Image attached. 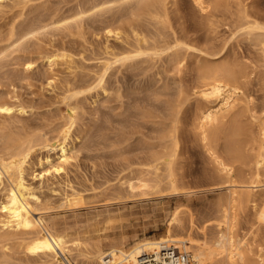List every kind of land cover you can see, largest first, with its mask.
<instances>
[{"label":"bare ground","instance_id":"1","mask_svg":"<svg viewBox=\"0 0 264 264\" xmlns=\"http://www.w3.org/2000/svg\"><path fill=\"white\" fill-rule=\"evenodd\" d=\"M35 1L37 2V0H17V2L14 0L17 6L13 5V7H19V9L17 8L18 11L16 9L17 14H13L14 17L12 21H9L11 18V16H9L8 23L5 26L3 25L4 27H0V186L2 187H0V190L3 189V199H1L0 202V264H15L14 258L20 254L21 257L18 256L16 260L22 258L24 255L22 259H24L23 262L25 263H21L22 260H20L21 264H32L33 262L37 264L35 261H38V264L39 262L41 264H136L140 256L157 251L169 245L187 250L192 260L191 264H217L218 262L220 263V261H224L222 262L223 264H258V262L264 264V257L261 255H258L260 257H258V260L252 259L249 256L247 249L248 242L243 237H239L235 231L238 215L236 207L240 199L242 200L241 202L247 199L253 203L256 200L255 195L258 193L261 194L262 201L259 200L260 196L258 197V201H261V205H259L256 200L257 204L253 203L252 206L257 211L256 217L264 224V116L262 115L263 117H259L257 112H253L250 116L252 117V127L244 125V123L248 122L235 119L240 123L234 122L233 124V121H235L233 120L231 123L227 124V126L233 125L225 128L226 125H224L223 120L231 112L234 113L236 107L238 110V106L244 101L241 89L237 84L238 80L240 81L239 78L246 76V73L240 77L237 72L238 69L234 70L228 68L229 66L224 67L223 64L219 63L220 66L204 61L205 63L200 64L201 66L204 64L202 66L203 75H201V73L199 74L198 71L200 75L198 77L201 78V80H203L204 77L206 79L201 89L197 90L199 92H195L196 94L199 93V97L206 103V107L201 111L200 117L198 116L200 120V132H202L204 140L215 137L216 141L218 133H225L226 135L222 133L224 138H227V141H224V147L226 148L224 153L227 151L235 161H237L236 158L241 160L244 159V161H241L242 165L245 161H249L253 167V176H251L253 180L240 181L244 179L238 178L240 179L238 181L234 176L235 172L241 171V169L238 168L242 165L240 166V163H238L240 167H236V165L234 169L231 161L228 163V160L225 161L221 157L215 156L219 171L222 174L221 176L222 178H226V182L224 183L226 184L227 197L217 202L216 214L214 213L213 218L211 216V218H209L208 216V218L206 217L207 219L204 218L203 221L200 220L201 222H199L197 221L198 219L196 220L193 213H190L186 218H182L179 215L181 209L177 208L172 212L170 220L164 230L158 234L154 233L147 235L137 231L130 233L123 229L116 232L112 230V232H99L97 234L95 231L93 232V230H91L94 229L92 226L98 223L95 222V224H93V218L87 217L88 219H77L70 222L63 220L65 217L60 219L54 216V214H48L49 211L47 212L45 209L48 204L57 203V208L76 207L84 203L87 204L86 202H89V200L92 201L94 199V193L99 191L94 185L96 191L94 190L95 188H93V196H89V198H92L88 199L87 195L85 199L86 194L84 195L78 188H75L72 182H69V184L65 182L66 184L64 185H67V187L64 188L62 185L63 187L61 190L55 189L56 187L54 188V185L52 188L50 182L51 192H48L49 190L46 189L49 194L52 193L53 195H46V193L44 194L42 190L37 188L38 185L35 186V184H33L34 182H31V180H29L30 178L28 179L27 177L28 167L30 163H32V155L37 152H44L43 156L39 157L38 160L39 164L47 165L45 167V172H52V170L55 173L64 171L66 174V166L74 156L72 154L74 149L73 134L78 128L80 120V98L85 95L86 92H91L92 90H96L97 92H99V90L105 91L107 77L111 73L109 71L110 69L120 68L122 66H131L133 68L139 61L148 60L152 61V65H154L155 62L161 60L164 56H168L170 60L181 67L178 68L179 70L186 65H183L187 57L186 53L191 52L189 51L190 46L188 43L180 36L182 34L178 35V31H174L171 28V23L173 22H171L170 18L169 4H175L177 0H60L58 3L51 2L50 0H38V3H35ZM193 1L200 10L204 11L207 9V5L210 1V4L215 2V7L218 5L217 7L226 6L225 8H227L231 6L230 4L233 6V3H235V6L237 4L238 8L239 5V8L235 9V11H237L234 13L235 16L232 15L234 9H232V11L231 8H227V10L230 9V12L229 10L228 12L233 18L237 17L234 18L236 19L234 25L238 35L244 36V38L254 41L255 44L259 45L263 50L264 56V15L250 9L248 4H243L244 2L241 0H238L237 3L233 1L232 3L231 0H214L213 3L212 0ZM235 6H233V8H235ZM4 8H6V0H0L1 14H3ZM10 10H8L7 13ZM1 16L8 17L5 14ZM0 20H2V17ZM172 26L174 25L172 24ZM89 30H96L97 36L98 34L104 36V34H102L104 32L106 37H111L113 35L112 37L120 40L119 42L122 46L120 48H114L111 44L109 45L108 42L107 44L105 42V44L102 43L105 46H101V48L99 47L98 49L97 47H89L87 46L89 42L87 37L89 38V36L86 35ZM97 31H102V33L97 34ZM93 35L95 34L93 33ZM65 37H73L74 40H79V42L71 43H78V47L82 45L84 48L82 50L80 49L81 51H77L75 46L73 47L65 41L67 40ZM108 39L109 38L104 41ZM90 43L91 46H93V42L90 41ZM95 45L98 44H94V46ZM86 52H88L87 54L91 52L93 54L91 55L95 56L94 59L98 58L99 61L96 60L97 63L99 62V67L97 65L99 70L96 69L94 74L88 75V77L90 76L89 78L86 76L87 79L82 78L81 80H73L77 75H80V71L77 70V65H79L78 61L80 59L79 56L84 60ZM76 53H79V58L76 57L78 61H76L75 58V56H77ZM43 62L54 67L56 65L60 66L61 64L66 65L65 68L69 69L70 73H72L70 75H72L73 78L71 80L69 78L66 81L67 84L65 82L61 98L59 97V104H63L64 106L61 115H55L57 118L51 120L47 118L43 120V117H45L43 116L41 117V121H34L35 123H33V121L30 122L32 119L29 121L28 118L31 117L27 113H35L33 110L34 105L25 101L21 96L19 97L18 85L16 86L15 84L18 82L22 84L23 81L29 82L33 75L35 78V75L40 73L37 72L36 69H39L40 63L42 64ZM76 62L78 63L77 65ZM80 62L82 61L80 60ZM155 65L159 66L158 63ZM181 65H183V67ZM158 66L154 68H158ZM143 68L146 69V67ZM154 68L152 67L153 70ZM240 70L242 69L238 71ZM34 71L37 73L35 72V74ZM38 71H42L44 74L46 73L43 70ZM51 71L50 74L48 73L49 75L45 74L44 77L48 79L46 84L54 88L58 86L60 80L57 77V72ZM143 71L145 70L143 69ZM86 73L88 74L89 72ZM201 76L204 77L202 78ZM77 78H79V76ZM29 84L31 83L29 82L25 85ZM199 84L197 85L200 86ZM10 86H13V88ZM198 86L197 89L199 88ZM167 87L168 86H166V89H169V87ZM183 88H179L177 91L174 90L176 91L174 97L166 98L163 104V100H161L162 105H156V103L159 102H153V106L156 105L155 112L153 111L154 109L152 113L150 111L146 112L148 106L146 102L148 100L144 102L147 106L142 104L143 108L146 107L142 119L139 121L142 123L144 121L143 118H152L150 121L145 120L147 123H152V121H154L155 124L157 123V125L159 124L160 126L159 128L157 125L155 126L157 128L155 132L151 129L154 135L157 134V138L154 136L157 140H155L152 135H149L155 140L149 141V146L144 142L145 140L147 141L148 136L145 135L147 137L146 139L143 136L144 144H142H147L146 150H144L147 153H145V156H142L143 158L141 157L139 160L134 158L136 161H131L132 159L127 160L128 153L126 154L125 151L131 152V150H125L123 148L124 142L119 138V133H112L115 136L118 135L117 144L114 140L116 137L114 136L115 138H113L115 143L111 138L115 146H118L119 142L123 143L119 145H123V149L118 146L117 150L119 148L118 151L119 153L121 152L120 155H122V151L125 150L123 157H127L122 159L121 164L123 160L126 159L123 167L121 169L118 168V170L120 169V173L123 172L124 175L119 177L116 175L117 177L114 178L115 181L117 178L119 179L117 181L120 186L117 188L116 183V189L111 187L110 184L109 186L105 184V186H107L105 188L102 187L103 185L100 186L99 184L98 188L102 187L103 189H100L101 191L95 194V198L96 196L106 194L105 196H109L106 198L112 201L115 200L116 203L121 204L138 196L164 197L189 194L194 191L193 189L190 190L187 184L185 187L184 184L180 182L179 174L177 176L176 172V165L181 149L178 124L181 120L180 113L183 111V106L186 103V88H184V90ZM167 91L170 92L169 90ZM158 92L156 93L160 94ZM119 96L121 95L119 94ZM157 96L159 98L163 97V95ZM170 96L168 95V97ZM248 103L249 102L246 104L248 108H250ZM138 106L141 108L140 105L136 107ZM243 107L244 106H242V108ZM243 109L246 111L245 108ZM142 110L143 109H140V112ZM240 111L239 114L243 110ZM247 112H249L248 109ZM129 115H127L128 118ZM125 119L126 118H122V122ZM117 122L119 124L122 123L121 119V123L119 120ZM133 122L135 121H130L131 124ZM215 122L217 125L214 124ZM218 122H220L222 126L224 125V127H221ZM119 124L116 123L118 127L120 126ZM127 124H125L126 127L123 125V127L120 126L119 128L125 130L128 125H131ZM133 124L131 125L132 127H134ZM213 124L216 127L210 129ZM248 124H250V122ZM107 127L109 126H106V128ZM113 127V132H115V130L117 132L119 128ZM137 127V125L134 127L135 130ZM256 127H258V129H256ZM106 130H108V128ZM140 130L142 131V129ZM257 130L259 135L257 134ZM102 131H104V133H101L100 130L99 134H107L104 129ZM253 132L260 136L259 138L254 133L256 137L259 138V142L253 135ZM123 133L121 132L120 134ZM130 133L132 134V132ZM129 134L128 136L131 135ZM125 135L127 134H124V136ZM99 137L98 135V138ZM102 137L103 138L99 139L100 141L101 139L105 140L108 138V136ZM120 137H122V135ZM131 137H133V135ZM123 138L125 137H122V139ZM108 139L105 141H110V139ZM127 139L129 141L131 138L127 137ZM257 143L259 150L255 154L252 152L253 155L247 153L249 152V148H254ZM208 147H212L211 144L210 146L208 145ZM138 148L140 149V147ZM140 151L142 152V149ZM227 152L226 155L228 154ZM55 155H57V157H55ZM213 155L211 154V156ZM115 156H117V154ZM248 156H250V158H248ZM247 169L248 167L246 170ZM124 171H126V173H124ZM243 171L242 169L241 172ZM246 174L251 175L249 172ZM246 174L243 175L246 176ZM236 176L238 177L239 175L236 174ZM220 181V185H222V182L225 180L223 179ZM94 183H91L89 187H93L92 185ZM105 183L107 182L105 181ZM218 185L219 184H217V186ZM110 187L113 189L112 193H109V191L107 192ZM86 190H88V188H86ZM100 198L103 199L101 196L97 198V200L95 199L96 202ZM95 200L92 202H95ZM100 201L104 203L106 200L104 198V201L99 200V202ZM105 204H114V201H106ZM95 205L98 204L96 203ZM51 206L53 208L56 204ZM257 206H259V208ZM54 209L56 208L54 207ZM107 210L111 213L113 209L111 210L108 208ZM58 211H60V209ZM123 215L122 212L116 211L105 219L110 222L114 217L122 218ZM208 230H210V234ZM100 231H102V229ZM15 252H19L20 254L18 253L17 256L13 257ZM30 260L32 262H30ZM15 262L18 264L17 261Z\"/></svg>","mask_w":264,"mask_h":264},{"label":"rangeland","instance_id":"2","mask_svg":"<svg viewBox=\"0 0 264 264\" xmlns=\"http://www.w3.org/2000/svg\"><path fill=\"white\" fill-rule=\"evenodd\" d=\"M50 1L58 3L60 0H50ZM213 1L214 0H212V3ZM232 1L236 3L238 2V0H235V1L231 0V2ZM241 1L244 2L243 4H248L250 9L255 10L256 12H259L261 15H264V0H241ZM15 2H17V0H15ZM15 2L14 0H6V8L7 7L9 8L7 9L4 8L5 13L3 12V14H1L2 12H0V14L7 15L8 19L5 16L0 15V18L2 17V20H0V27H4L8 23L7 21L9 20V16H11L9 21H12L14 15L17 14L19 7H15L17 6L15 5ZM193 2H194L193 0H177L175 4H169L170 18H171V22H173L171 23V28L174 31L175 30L178 31L177 32V34L179 33L178 35L182 34L180 36L184 38L185 41L190 46L189 51L191 53H186L187 57L184 61L185 63H183V65L184 64L186 65H184V67L183 65H181L183 68L179 69L180 70L179 71L178 68L180 66L176 64L174 61L170 60L168 56H164L163 57L164 61L162 58L161 59L162 61L159 60L160 62L157 61L154 63V65L156 63L159 64V66L155 65L156 67L158 66V68H154L155 66L152 65L153 62L148 60L151 63H149L148 61H139L135 66H133V68L131 66H128V67L122 66L120 68L110 69L109 71L111 73L109 72L110 75L107 77L106 90L105 91L99 90V92H97L96 90H92L91 92H86L85 95H83L79 100V103L81 105L80 106L81 107L80 108V120H79L78 128L75 130V133L73 134V137H74L73 148L74 149L72 151V154L74 156L70 160V163H68V165L66 166L67 168L65 170L66 174L64 173V171L62 172L60 171L61 173L60 172L55 173L53 170L52 172L51 171L45 172V167L47 165L39 164V160H38L39 157L43 156L44 152L43 153L37 152L36 154L32 155V158H31L32 163H30L28 167L27 177L28 179L30 178L29 180H31V182H34L33 184H35V186L38 185L37 188L39 190H42L44 194L46 193V195L49 194L48 192H51L50 188L51 187L53 188V185H54V188L56 187L55 189L61 190L63 186L64 188L67 187V185H64L67 182H68L67 184H69V182H72V185L75 188H78V190L84 193V195L86 194L85 199L87 198V195H88V199L92 198V197L89 198V196H93L92 193H94L93 188H95V186L97 190L99 189V191L107 187L105 186V184H108V186L110 184L111 187H113L114 189H116L115 187L117 185V188H118L120 185H118L119 182L117 180L119 179L117 178L115 181L114 178H116L117 176L119 177V176L124 175L123 172L120 173V169L123 167V164L125 163L124 161L126 159L123 160V163L121 164L122 159L128 157L129 159L127 158V160H130V159H132L131 161L139 160L142 156L146 155L145 153L147 152H145L144 150H146V146L148 142L152 140L153 141L157 140L154 138V136H156L157 138V134L156 133H155L156 135L153 134L155 130H157V128L155 127L157 123L155 124L154 121H152V123L146 122V120L150 121L152 120V118L150 119L143 118L144 121L142 123L139 121L140 119H142L143 112L145 111L144 109L147 106L146 103L148 104L146 112L150 111L152 113L153 109H154L153 111L155 112V106L157 104L162 105L166 98L174 97L175 95L174 93H176V91L179 88H183L184 86V88H186L185 90L186 91L185 93L186 103L183 106L184 107L183 111H181L180 113L181 120L178 124L179 136H180V141H181V149H180V154L178 157L179 159L176 165V168H177L176 172H177V176L179 174V180H181L180 182L184 184V186L187 184L188 186L187 185L186 186L189 187L190 190L193 189L194 191L189 193L190 195L180 194V195H171V196H164V197L138 196V197H134L133 199L131 198L130 200L123 202L121 204L116 203L115 200H113L114 204L108 205V204H105L106 201L107 202H113V201L111 199L106 198L108 196V195L105 196L106 194L96 196L95 198V194L99 192V191L97 192L95 188L94 190L96 192L94 193V197H93L94 199L92 201H94L95 199L97 200V198L102 196L103 199L100 198L99 200L104 201V198H105L106 201H104V203L101 201L99 202V200L96 202L95 200V202L98 204V205H95L96 204L95 202H92L91 200H89L88 202L87 201L88 199H87L86 200L87 204L84 203L83 204L84 206L79 205V206L72 207V208H69V207L57 208V203H55L56 206L54 207L56 209H54V207L52 208L51 206L55 204H51V205L48 204L45 209L47 212L49 211L48 213L49 215L54 214V216H57L60 219H63L65 217L63 220H67L70 222H73V220H77V219L84 220L88 218H93L94 219L93 224H95V222H98V223L95 224L96 226L92 224L95 227L92 226V228L94 229H91V227L90 229L93 230V232L95 231V233L97 234L99 232L101 233H105L109 231L112 232V230L113 232H116V231L123 229L126 232H130V233L137 231L141 234L149 235V234H154V233L158 234L161 231H163L168 221L170 220L172 212H174L177 208L181 209L180 214H179L180 217L186 218L189 216L190 213H193V215L196 217V220L198 219L197 221L199 222L203 221L204 218L206 217L208 218V216L209 218L211 217L213 218L214 213L216 214L215 211L217 208V202L219 200L226 199L227 189H226V184L224 183L226 182V178H222L221 176L222 174L219 171V167L217 165L215 156H219L225 161L228 160V163H230L229 161H231V164L233 165L234 169L236 167H240L242 165L241 161L242 160L244 161V159L241 160V159L236 158L237 161H235L233 160V158L230 156V154L227 151H226L228 153L227 155H226V152L224 153V151L226 150V148L224 147V144H225L224 141L225 140L227 141V138L226 137L224 138L223 136V134L226 135L225 133L223 132L218 133V135L216 136L217 137V141H216L215 137L213 138L210 137L208 138V140L207 139L204 140L202 136L203 134L202 132H200L201 129L199 126L200 125L199 117H200L201 111L206 107L205 106L206 103L201 97H199L200 96L199 93L197 94L195 93L197 90L201 89L203 83L206 81L204 76H203L204 77L203 80H201V78L198 77L200 76L199 75L200 73L201 75H203L202 66L204 64H202V66L200 64L205 63L207 61L206 63L209 62L213 65L223 64L224 67L229 66L228 68H232L234 70L242 69L240 71L237 70L240 77L244 73H246V76L239 78L240 81L238 80V84H237L241 89L242 97L244 101L238 106L239 107L238 110L236 107L234 109V113L231 112L223 121H224V125H226L225 128L230 127L231 125L234 124V122H237L235 119H238L243 122H248V123L250 122V124L244 123V125L252 127L253 125L251 123L252 117H250L251 113L257 112V115H259V117H261L262 115L264 116V56L262 52L263 50L259 47V45L255 44L254 41L244 38V36L238 35L237 29L235 28V25H234L235 23L234 21L236 20L234 18H237V17L233 18L232 15H234V13L237 12L235 11V9H238L239 5L237 8V4L235 6V3L232 2L235 8H233L232 4H230L231 5L230 7L229 6L227 7V8H231V10L234 9L233 13H232L233 10L231 11L232 13L231 15L229 13L230 9H228L229 10L228 12L227 8H225L226 6L217 7L218 6L217 5L215 7L214 6L215 2L213 4H210L211 3L210 1L209 3L210 5L209 4L207 5V9L205 11L200 10V8L195 4V2L194 3ZM35 3H38V0L37 2L35 1ZM13 5L15 6L13 7ZM8 10L11 11V12L10 11L8 12L11 15L7 13ZM172 24L174 26H172ZM89 31L88 33H86V35L89 36V38L87 37V39L89 40V42L87 43V46L89 47H95V48L97 47L98 49L99 47L101 48V46L104 47L105 42L106 44L108 42V44L109 45L111 44L112 47L114 48H120L122 46V44L119 42L120 40H117L116 38L112 37L113 35L111 37L110 36L106 37L105 32L102 33V31L100 32L97 31V34L98 33L104 34V36L101 34H98L97 36L96 30H93V31L89 30ZM93 33L95 35H93ZM107 38H109L108 39L109 41L108 40L104 41ZM65 39H67L65 40L67 43L71 44L73 47L75 46L77 51H81L84 48L82 45L78 47L79 45L78 43H75L76 45L72 44L73 42H77V41L79 42V40H74L73 37H65ZM90 41L93 42V46H91ZM94 44H98V45L94 46ZM87 53L88 52H86V54L83 53L85 54L84 60L81 58V56L78 55L79 53L78 54L76 53L77 56H75V58L80 57L79 61L76 58V61H78L79 63V65H77L78 63L76 62V65L78 68L77 70L80 71V75H77V77L79 76V78L77 77L73 78V76L70 75L72 73H70L69 69L65 68L66 65L64 64H61L60 66L56 65L54 67V66H49L48 63L43 62L42 64L40 63L39 69H36V71L40 72L39 74L41 75L36 74L37 72L34 71V73L36 72L35 73L36 75H35V78H34V75L32 78H30L31 81L29 80V82L31 84L25 85L26 83L28 84L29 82H24V81L22 82V84L25 83L24 85H22L21 82H18L15 84L16 86L18 85L17 88H18V92L20 95L18 93L17 94L19 95V97L21 96L23 99H25V101H27L28 103L30 102L31 104L34 105L33 110L35 113H31V114L27 113L31 117V118H28L29 121L32 119L30 122L32 121L33 123L39 122L41 121L42 119L41 117L43 116H45L43 117V120L44 118H47L48 120L57 118L55 117V115L60 116L64 106L63 104L61 105L59 104L60 103L59 97L61 98V95H62L61 93L63 91L65 82L69 78L70 80L72 78L73 80L74 79L81 80L82 78L87 79L90 77V76L88 77V75L94 74L96 72L95 71L96 69L99 70L98 68L99 62L97 63L98 58H96L97 59L96 60L94 59L95 56H92L93 54L91 52H89V54ZM80 60L82 62H80ZM151 65L154 68V70L152 69ZM143 67H146V69ZM143 69L147 71L145 72L143 71ZM38 70L45 71L46 72L45 74L47 75L50 74L51 70H52L51 72H55V73L57 72V77L60 80L58 82V86L52 88L50 87V85H47L46 81L48 79L44 77L45 74L42 71H38ZM198 71H199V74H198ZM86 72H89V73L87 74ZM42 73H43V76H42ZM197 84H199L200 86H198ZM166 86H168L169 89H166ZM197 86L199 87L198 89H197ZM10 87L13 88V86H10ZM173 88H176V89H173ZM167 90H169L170 92H168ZM154 92H155V96H154ZM156 92L160 94H157ZM119 94L121 96H119ZM157 95H160V96L163 95V97H160L162 99H160ZM168 95L169 96L171 95V96L168 97ZM146 100L148 101L146 102ZM161 100H163L162 104H161ZM153 102L154 103L159 102V103H156V105L153 106ZM247 102H249L248 104L250 108H248L246 104ZM142 104H145L146 106L144 105L145 107L143 108ZM137 105H140L141 108L139 106L136 107ZM242 106H244L243 108H245L246 111L242 108ZM140 109H143V110L140 112ZM247 109L249 112H247ZM50 110H52L53 112ZM240 110L243 113L244 112L245 113L243 114ZM239 111L242 114L241 113L239 114ZM130 113H132L134 116ZM127 115H129V118ZM131 115L133 116L134 119L132 118ZM122 118L123 119L126 118V119L123 120L122 122ZM120 119L122 123L120 122ZM118 120L121 124L124 123L123 124L124 126L127 123L131 124L130 121L134 120L135 121L133 122L134 124L132 123L134 127H136L137 125L140 129H142V131L138 127L135 130V128L131 126L132 124L131 125L127 124L128 127L127 129H125L126 127L125 126L124 127L125 130L121 128L123 130L122 131L119 127L120 126L123 127V125L119 124L117 122ZM232 121H233V124L227 126V124L231 123ZM116 123L119 124L120 126L118 127ZM219 123L220 122H218V124ZM214 124L217 125L216 122ZM214 124L210 127V129H214L216 127L214 126ZM220 125L221 127H224V125L222 126L221 123ZM106 126H109L107 127L108 130H106L107 129ZM113 126H115V128H119L117 129L118 130L117 132L116 130L115 132H113L114 131ZM157 126L158 128L160 127L159 124ZM128 128L130 129V131ZM103 129L105 130V133L107 134H103V135L99 134L100 130H101V133L102 132L104 133V131H102ZM138 129L140 132L138 131ZM151 129H153L154 132ZM256 129H258V127H256ZM121 132L122 133L125 132V133L120 134ZM130 132H132V134ZM141 132L144 134H142ZM112 133H117V134L119 133L118 135L120 136L122 135V137H125L123 138L125 140H123L122 137L119 136V138H121V141L124 142V144L119 142V145L120 143L123 144L124 145L123 148L125 150L130 149L131 152H128L125 150L123 151L121 150V151L123 153L126 152V154L128 153V155L131 157L133 156L132 158L129 157L128 155L127 157L125 155H124L125 157H123V153L122 155H120L121 152L119 153L118 151L119 148L117 150V147L119 145L115 146V144L112 143L113 138L115 137L117 138L118 135L115 136ZM254 133L255 132H253V135L256 137V135L258 134V130H257V134L255 133L256 135ZM124 134H127V135L124 136ZM128 134L130 136H128ZM98 135L100 136L99 138H98ZM132 135L133 137H131ZM145 135L148 136V139L147 141L146 140L144 141L147 144L143 145L144 137L145 139L147 138ZM149 135H152L155 140L152 139V136H149ZM258 135L257 137L260 138V136ZM102 136H105V137L108 136L110 141H105L108 139L106 138L105 140L101 139L102 141L101 142L99 139L103 138ZM126 136L131 139L128 141ZM257 137L256 139H258L257 141L259 142V138ZM116 138L114 140L116 141V144H117L118 138L117 139ZM210 144L212 147L214 146L215 147L214 148L208 147V145L210 146ZM122 146H119V147L123 149ZM138 147H140V149ZM222 147H224L225 149ZM141 149H142V152L140 151ZM213 150H216V151H213ZM258 150H259V147L257 143L254 148L250 147L248 150L249 152L247 153H251L250 155H253V153L255 154ZM116 154L117 156H115ZM211 154L214 157L211 156ZM55 157H57V155H55ZM231 158L233 161L231 160ZM248 158H250V156H248ZM238 163H240L239 164L240 166L238 165ZM249 163H250L249 161H245L244 162L245 165L243 164L241 166L243 168L241 167L238 168V169H241V171L242 169L244 171L235 172V176H234L235 179H237L238 181L242 178L244 180H240V181L253 180V178L251 177L253 176L252 175L253 167L251 166L252 164L251 163L249 164ZM244 166H247L248 169L246 170L247 167H244ZM118 168L120 169L118 170ZM245 172L246 173L249 172L251 173V175L248 174L249 175L248 177V175ZM124 173H126V171H124ZM236 174L239 176L237 177ZM243 174H246V176H244ZM109 179L110 181L112 180L115 183H113L112 181L111 183ZM223 179L225 181H223L222 185H220L221 184L220 180H223ZM105 181L107 183H105ZM91 183H94L92 185L93 187H89L91 186ZM49 184L51 185V187ZM99 184L100 186L103 185L102 186L103 188L102 187L98 188ZM217 184L219 185L217 186ZM111 187L109 190H107V192L108 191L109 193L113 192V189ZM42 188L45 190H43ZM46 188L49 190L48 192ZM86 188H88V190H86ZM2 190H0V202H1V199H3ZM49 195H53V194L50 193ZM256 195H255L256 198L255 197L254 198L258 201V197L261 194L258 193ZM256 200L253 203L257 204ZM259 200L262 201L261 196ZM241 201L242 200L240 199L239 204L236 207L238 215H237V224L235 226V231L237 232L239 237H243L248 242L247 249H248L249 256L252 259L258 260L260 258L259 257L260 255L264 257V224L262 223L261 220H260L261 222L259 221L258 217H256L257 211L252 206L253 203L248 201L247 199L246 201L244 200V202H241ZM260 202L258 201L259 205H261ZM257 207L259 208V206ZM108 208L111 210L113 209L112 210L113 213L116 211L122 212L124 214L123 215L124 217L123 216L122 218L114 217V219H112L110 222L106 221L107 219L105 218H108L110 214H113L112 211L110 213V211L107 210ZM59 209L60 211H58ZM52 210H55L56 212ZM255 217L257 218V220ZM95 219H98V220H95ZM100 228L102 229L103 232L100 231L101 230ZM208 231L210 234V230ZM18 253L15 252V255L13 253L14 255L13 257L17 256ZM18 256L21 257V254ZM17 257L14 258L15 264H16L15 261H17L18 264L25 263L23 262L24 259L22 258H19L18 259L19 261L16 260ZM20 260H22V262ZM30 262L32 261L30 260ZM35 262L38 264V261H35ZM222 262L224 261H220V263L218 262L217 264H223ZM32 264H35V263L33 262ZM39 264L41 263L39 262ZM258 264H262V263L258 262Z\"/></svg>","mask_w":264,"mask_h":264},{"label":"built area","instance_id":"3","mask_svg":"<svg viewBox=\"0 0 264 264\" xmlns=\"http://www.w3.org/2000/svg\"><path fill=\"white\" fill-rule=\"evenodd\" d=\"M190 253L174 245L144 254L136 264H191Z\"/></svg>","mask_w":264,"mask_h":264}]
</instances>
